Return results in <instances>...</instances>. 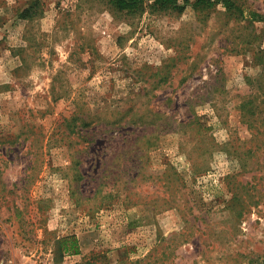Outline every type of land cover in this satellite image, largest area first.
Instances as JSON below:
<instances>
[{"label":"rangeland","instance_id":"1","mask_svg":"<svg viewBox=\"0 0 264 264\" xmlns=\"http://www.w3.org/2000/svg\"><path fill=\"white\" fill-rule=\"evenodd\" d=\"M179 1L0 0V264L264 263V0Z\"/></svg>","mask_w":264,"mask_h":264},{"label":"trees","instance_id":"2","mask_svg":"<svg viewBox=\"0 0 264 264\" xmlns=\"http://www.w3.org/2000/svg\"><path fill=\"white\" fill-rule=\"evenodd\" d=\"M111 2L119 11H128L130 13L140 12L145 6L154 8H170L180 11L185 8V3L181 4L179 0H111ZM218 3L224 5L228 11L235 14L238 18L248 19L247 15H245V11L248 9L239 5L236 0H196L195 5L212 8ZM248 16L249 20H264V15H261L256 11H248ZM76 119L77 118H75V121ZM81 123L88 126L92 123V121L86 118H81ZM57 249L59 260L67 254L81 253L79 239L76 235H67L58 239Z\"/></svg>","mask_w":264,"mask_h":264}]
</instances>
